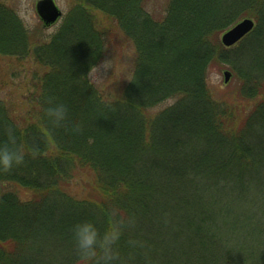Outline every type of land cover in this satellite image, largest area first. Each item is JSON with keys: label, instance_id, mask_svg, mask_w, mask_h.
Here are the masks:
<instances>
[{"label": "trees", "instance_id": "obj_1", "mask_svg": "<svg viewBox=\"0 0 264 264\" xmlns=\"http://www.w3.org/2000/svg\"><path fill=\"white\" fill-rule=\"evenodd\" d=\"M70 4L34 41L0 2V60L37 66L23 104L0 100V142L14 128L38 149L0 171V264H77L71 225L112 208L135 218L121 242L130 264H264V53H251L262 39L234 68L238 100L208 85L241 45L225 49L219 34L264 0ZM121 38L135 50L130 79L95 86L90 73ZM50 98L69 108L62 126L43 117Z\"/></svg>", "mask_w": 264, "mask_h": 264}, {"label": "rangeland", "instance_id": "obj_2", "mask_svg": "<svg viewBox=\"0 0 264 264\" xmlns=\"http://www.w3.org/2000/svg\"><path fill=\"white\" fill-rule=\"evenodd\" d=\"M43 0H0L4 5L14 7L19 19L28 31L31 39L36 41L39 38L47 39L53 35L57 29L60 27L63 17L68 13L70 9L71 0H53L57 9L62 13V17L59 21L54 24H47L45 20L41 19L36 11V5L38 2ZM156 2L158 8L164 7L166 0H152ZM250 1V0H249ZM260 7V6H259ZM255 10L249 8L250 13L255 17H248L242 19H250L254 22V30L239 44L237 49H234L230 54H228L229 61L226 64L215 65L212 67L209 77L208 85L212 92L216 96L224 95L228 99L238 100L237 94L239 90V85L237 81V76L235 75L236 68L244 70L248 63L250 62V57H248L249 50L247 48L251 44H255L256 38L259 36L262 39V45L264 46V4L260 9ZM240 19L239 21H241ZM238 21V22H239ZM224 33L219 34L218 39L221 43V37ZM254 46V45H253ZM258 48V47H257ZM256 46L252 49V54H257L261 56L264 53V48L257 49ZM135 50L130 40L126 38L119 39V42H110L105 50V55L102 62L90 73V81L95 86L105 85L110 78L111 73L114 72L113 76L115 79L121 82H125L130 79L131 70L134 66ZM37 66L31 57L22 60H12L9 63L8 58L0 60V100L4 101H15L18 104H23V101L28 97L31 89L29 83L31 82V75ZM246 70V69H245ZM224 72H229L231 74V79L227 84H224ZM165 104L157 110L166 107Z\"/></svg>", "mask_w": 264, "mask_h": 264}, {"label": "clouds", "instance_id": "obj_3", "mask_svg": "<svg viewBox=\"0 0 264 264\" xmlns=\"http://www.w3.org/2000/svg\"><path fill=\"white\" fill-rule=\"evenodd\" d=\"M69 108L63 102L48 100L43 108V117L55 127L64 125ZM7 139L0 142V171L9 172L22 166L30 156L36 158L38 149L20 141L16 129L6 131ZM101 217H85L70 227L71 239L77 256V264H130L131 252L125 256L121 242L125 234L135 225V218L123 214L119 209H102ZM127 246H141L137 239L129 238Z\"/></svg>", "mask_w": 264, "mask_h": 264}, {"label": "water", "instance_id": "obj_4", "mask_svg": "<svg viewBox=\"0 0 264 264\" xmlns=\"http://www.w3.org/2000/svg\"><path fill=\"white\" fill-rule=\"evenodd\" d=\"M36 11L39 17L46 21L47 24H54L62 16L57 9L53 0H43L36 5ZM254 22L250 19H244L237 23L230 30L225 32L221 37V44L225 48H231L242 41L247 35L254 30ZM224 83L227 84L231 79L229 72H224Z\"/></svg>", "mask_w": 264, "mask_h": 264}]
</instances>
